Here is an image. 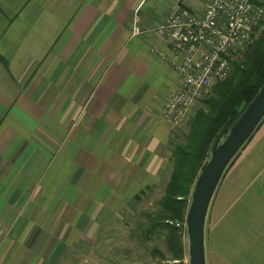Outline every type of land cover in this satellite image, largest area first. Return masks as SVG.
I'll return each instance as SVG.
<instances>
[{"label":"crops","instance_id":"obj_1","mask_svg":"<svg viewBox=\"0 0 264 264\" xmlns=\"http://www.w3.org/2000/svg\"><path fill=\"white\" fill-rule=\"evenodd\" d=\"M171 4L0 0V264H69L164 175L175 128L161 111L181 80L147 30ZM204 242L206 264H264V118L216 188Z\"/></svg>","mask_w":264,"mask_h":264},{"label":"built area","instance_id":"obj_2","mask_svg":"<svg viewBox=\"0 0 264 264\" xmlns=\"http://www.w3.org/2000/svg\"><path fill=\"white\" fill-rule=\"evenodd\" d=\"M147 31L166 37L175 56L181 81L165 102L161 118L171 129L177 128L194 103L229 76L232 62L262 34L264 0H204L201 13L183 0H172L164 21ZM141 32L133 26V35Z\"/></svg>","mask_w":264,"mask_h":264},{"label":"trees","instance_id":"obj_3","mask_svg":"<svg viewBox=\"0 0 264 264\" xmlns=\"http://www.w3.org/2000/svg\"><path fill=\"white\" fill-rule=\"evenodd\" d=\"M263 83L264 32L232 62L229 76L217 83L203 100V107L189 121L183 139L171 143L170 173L159 207L152 213L141 214L147 221L145 235L163 238L172 264H184L185 217L195 181L210 157L213 144L236 122Z\"/></svg>","mask_w":264,"mask_h":264},{"label":"rangeland","instance_id":"obj_4","mask_svg":"<svg viewBox=\"0 0 264 264\" xmlns=\"http://www.w3.org/2000/svg\"><path fill=\"white\" fill-rule=\"evenodd\" d=\"M183 1L191 9L201 10L204 0ZM206 98L195 102L185 122L172 130V140L183 139L188 130L189 121L195 112L203 107V100ZM170 149L171 145L167 147L168 156H170ZM169 173L170 164L158 183L143 192L138 201L133 199L132 206H124L116 210L110 221L101 226L99 239L81 246L79 256H75L74 259L70 258L69 264H172L168 260L170 255L163 238L157 235H145L147 221L141 214L142 211L152 213L159 207L158 201L163 195ZM183 242L186 254L183 262L188 264L187 234Z\"/></svg>","mask_w":264,"mask_h":264},{"label":"water","instance_id":"obj_5","mask_svg":"<svg viewBox=\"0 0 264 264\" xmlns=\"http://www.w3.org/2000/svg\"><path fill=\"white\" fill-rule=\"evenodd\" d=\"M264 118V83L236 122L213 144L198 175L185 217L188 264H206L205 221L211 199L226 169Z\"/></svg>","mask_w":264,"mask_h":264}]
</instances>
